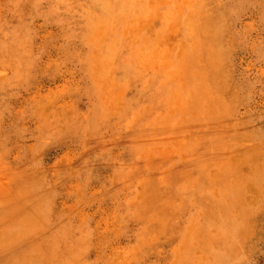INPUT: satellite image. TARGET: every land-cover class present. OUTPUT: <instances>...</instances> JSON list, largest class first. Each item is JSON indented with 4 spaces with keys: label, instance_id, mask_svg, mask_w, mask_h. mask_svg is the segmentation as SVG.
I'll return each mask as SVG.
<instances>
[{
    "label": "rangeland",
    "instance_id": "obj_1",
    "mask_svg": "<svg viewBox=\"0 0 264 264\" xmlns=\"http://www.w3.org/2000/svg\"><path fill=\"white\" fill-rule=\"evenodd\" d=\"M0 264H264V0H0Z\"/></svg>",
    "mask_w": 264,
    "mask_h": 264
},
{
    "label": "bare ground",
    "instance_id": "obj_2",
    "mask_svg": "<svg viewBox=\"0 0 264 264\" xmlns=\"http://www.w3.org/2000/svg\"><path fill=\"white\" fill-rule=\"evenodd\" d=\"M212 14V13H211ZM212 17V16H211ZM213 19V18H212ZM217 22V21H216Z\"/></svg>",
    "mask_w": 264,
    "mask_h": 264
}]
</instances>
